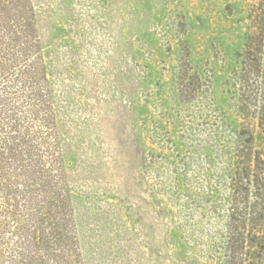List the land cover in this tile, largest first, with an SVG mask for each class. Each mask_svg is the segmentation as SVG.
Returning <instances> with one entry per match:
<instances>
[{
  "label": "rangeland",
  "instance_id": "374dc122",
  "mask_svg": "<svg viewBox=\"0 0 264 264\" xmlns=\"http://www.w3.org/2000/svg\"><path fill=\"white\" fill-rule=\"evenodd\" d=\"M257 2L24 1L38 55L33 80L0 77V264H223ZM34 115L46 117L58 152L55 167L44 163L65 198L51 209L55 226L20 169ZM39 120L32 128L45 138Z\"/></svg>",
  "mask_w": 264,
  "mask_h": 264
},
{
  "label": "trees",
  "instance_id": "16d2710c",
  "mask_svg": "<svg viewBox=\"0 0 264 264\" xmlns=\"http://www.w3.org/2000/svg\"><path fill=\"white\" fill-rule=\"evenodd\" d=\"M24 1L0 0L2 78L10 70L15 71L16 76L29 73L30 79L35 77L37 38ZM251 11L239 73L237 111L241 121L234 133V160L229 176L226 214L222 220L223 264H264V0L252 5ZM9 58L12 66L5 64ZM15 59L19 60L17 64H14ZM39 119L34 115L31 122L25 123L19 151L20 169L26 183L33 182L40 187L38 212L41 220L50 219V226H55L53 217H50L51 209L60 210L65 198L55 193L49 176L44 175L46 162L50 167L58 163V152L52 127L46 117ZM33 120L40 121L47 142L43 140L44 130L36 132L32 128ZM10 127L15 130L14 125ZM41 140L46 146L40 144ZM43 157L50 161L42 162ZM56 235V231L50 233L53 242ZM68 263L69 260L65 262Z\"/></svg>",
  "mask_w": 264,
  "mask_h": 264
}]
</instances>
